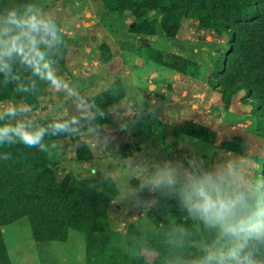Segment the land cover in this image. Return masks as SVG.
<instances>
[{"label":"rangeland","instance_id":"1","mask_svg":"<svg viewBox=\"0 0 264 264\" xmlns=\"http://www.w3.org/2000/svg\"><path fill=\"white\" fill-rule=\"evenodd\" d=\"M28 1L38 4L63 28L66 68L57 74L64 81L86 100L118 87L124 91L122 98L103 107L106 117L97 121L102 135L109 138L107 144L93 136L87 137V143L77 137L59 136L50 156L60 179L67 174L87 178L97 173L114 179L119 195L108 211L114 230L126 233L161 198L155 195L151 200L154 194L144 191L142 198L151 207L123 199L127 189L140 182L136 176L142 174V158L146 163L165 159L186 162V158L196 156L208 169L235 161L247 181L254 187L260 185L264 117L246 90L227 101L211 81L215 62L230 52L231 36L185 19L180 31L168 37L154 30L159 15L152 12L137 27L131 13L109 12L102 0ZM162 52L202 65L200 76L179 71L161 57ZM8 103L25 102L20 93L9 92L8 98L0 99V106ZM33 109L31 115L37 122L76 114L73 100L42 82L41 96ZM189 123L196 125L192 134L187 133ZM199 125L216 130V141L201 140L196 128ZM87 154L91 157L88 161L83 159ZM191 221L199 227L196 219ZM2 231L12 264H87L85 238L79 232L71 231L66 243L37 242L28 217ZM198 248L211 250L203 239Z\"/></svg>","mask_w":264,"mask_h":264},{"label":"trees","instance_id":"2","mask_svg":"<svg viewBox=\"0 0 264 264\" xmlns=\"http://www.w3.org/2000/svg\"><path fill=\"white\" fill-rule=\"evenodd\" d=\"M27 3L0 0V12ZM102 5L109 12L131 13L137 27L153 12L160 16L154 30L168 37L180 31L185 19L195 20L216 34L231 36L229 54L214 64L212 86L227 101L246 90L264 117V0H102ZM66 54L65 44L57 71L66 68ZM161 57L190 76L199 77L203 70L202 65L178 54L162 52ZM13 71H20L21 81L27 83V73L17 65ZM37 84L38 93H20L22 100L33 107L41 96V82ZM9 92H15L14 84H0V99L8 98ZM123 95L118 87L87 100L103 109ZM51 121L40 119L38 123ZM186 126L187 133L192 134L196 125ZM196 128L201 140L215 142L218 138L214 129L202 125ZM46 142L56 143V139L46 138ZM4 153H10V158H0V264H12L2 229L23 217L29 218L37 242L66 243L71 231L83 234L87 264H198L209 253L198 248V242L203 239L211 248L217 239L216 229L204 227L199 220L197 227L187 211L178 206V200L166 196L136 219L126 233L116 231L108 214L111 202L119 195L113 178L97 173L87 178L67 174L60 179L48 153L22 144L0 147V157ZM90 158L87 154L83 159ZM260 185H264V165ZM260 190L264 192V187Z\"/></svg>","mask_w":264,"mask_h":264},{"label":"clouds","instance_id":"3","mask_svg":"<svg viewBox=\"0 0 264 264\" xmlns=\"http://www.w3.org/2000/svg\"><path fill=\"white\" fill-rule=\"evenodd\" d=\"M64 45L63 28L38 4L0 12V84H14L16 93L28 94L38 93L37 82H42L73 100L76 110L75 115L44 124L31 115L32 105L0 106V147L22 144L51 156L50 149H56L57 144L46 142L50 137L73 136L87 143V137L93 136L108 143L97 122L106 117L105 110L86 100L57 74ZM14 65L27 73L26 84L20 71H13ZM0 158L8 160L10 153ZM139 163L143 164L142 174L136 176L140 182L128 188L123 199L130 198L139 207H151L142 198L144 191L154 194L151 200L155 195L176 198L191 218L217 230L211 250L198 264H264V192L260 190L264 185L254 187L235 161L213 169L205 168L196 156L186 158V162L165 159L146 163L142 158Z\"/></svg>","mask_w":264,"mask_h":264}]
</instances>
